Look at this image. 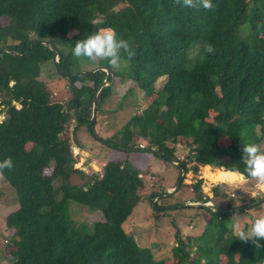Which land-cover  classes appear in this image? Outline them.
Masks as SVG:
<instances>
[{"label":"trees","instance_id":"trees-1","mask_svg":"<svg viewBox=\"0 0 264 264\" xmlns=\"http://www.w3.org/2000/svg\"><path fill=\"white\" fill-rule=\"evenodd\" d=\"M140 1L131 6L125 0H0V17L8 19L0 26V161H12L10 168L0 169V176L18 203L5 221L13 231L11 264H165L138 246L123 227L142 199L152 204L149 197L155 192L141 195V170L118 157L116 151L127 152L115 147L169 159L180 175L173 163L193 174L209 162L240 164L239 141H264V0H212L210 9L200 7L199 0H193V7L183 0ZM104 27L128 42L121 56L130 71L124 74L98 59L97 66L107 67L110 74L97 95V110L109 97L113 78L133 82L148 97L156 81L165 77L154 105L133 114L115 142L95 132L96 120L93 132L87 128L93 95L106 72L74 73L68 63L75 40ZM38 40L58 51L59 69L68 74L66 102L51 101L38 79L43 64H54L53 51L48 45L35 46ZM155 115L163 117L162 126L153 122ZM82 130L101 144L106 156L99 171L78 185L70 182L71 176L85 174L75 168L79 154H73L71 143L85 148L77 141ZM225 137L228 146L221 144ZM179 146L189 152L178 162ZM260 147L264 150V143ZM224 156H230L227 163ZM43 167H52V172L43 174ZM190 187L200 193L201 180ZM213 193V202L223 199L215 188ZM263 198L231 206L226 197L224 209ZM68 203L98 211L102 220L88 231L70 220ZM261 204L250 209L261 210ZM203 207L210 219L201 234L185 239L176 235V264H222L221 256L228 257L227 264H264V247L238 241L231 233L225 222L231 212ZM191 251L201 259H193Z\"/></svg>","mask_w":264,"mask_h":264},{"label":"rangeland","instance_id":"rangeland-1","mask_svg":"<svg viewBox=\"0 0 264 264\" xmlns=\"http://www.w3.org/2000/svg\"><path fill=\"white\" fill-rule=\"evenodd\" d=\"M125 1L131 6L141 5L140 0ZM7 23L8 19L6 17H0V26L6 25ZM102 61L107 62L106 60ZM68 63L74 70V73H82L89 72L97 67L99 60L97 59L94 62L87 59L77 60L71 55ZM53 65L51 61L43 64L40 68L38 79L49 91L51 101L56 103L66 102L70 98V94L67 92L66 88L68 84L67 78L58 74L56 68H53ZM120 68L124 74L130 71V65L125 62ZM164 82L165 77L159 78L155 83L153 94L144 97L141 94V90L138 89L133 82L121 80L117 77L113 78L110 82L111 93L109 97L102 102L96 112L95 132L98 133L100 137L115 142L119 138L118 135L123 126L133 114L141 112L148 106L152 107L154 105L156 95L162 88ZM152 110L156 112L157 108L154 107ZM153 122L158 126H162L163 117L155 115ZM73 127L74 123L72 122L67 127V132L70 137ZM255 131L259 133V127H257ZM77 139L86 149H77L78 147L74 141H72L73 154H79V158L76 157L75 168L81 170L85 174V177L82 178L74 174L71 176L70 182L80 185L88 176L92 175L93 171H99L102 166L100 159H103V157L105 158L106 151L99 142L94 140L93 137L84 130L79 131ZM263 143L264 141H261L260 145H263ZM140 144L145 145V141H140ZM221 144L223 146H228L230 141L225 137ZM30 147L31 144L28 143L26 148ZM178 150V155L182 156L176 160L179 162L185 158L189 150L184 149L182 146H179ZM99 153L101 155H99L98 158H88L89 155H97ZM115 153L118 154V157L138 166L141 170V178L144 185L140 191L141 195H149L155 192L156 196L165 193L168 189L171 191L169 195L159 196L160 198H157L158 200L156 199V206L158 209H155L148 200L142 199L135 208L133 214L123 224L125 231L132 236L138 246L148 248L156 259L165 260V264H176V259L172 254V248L176 246L177 234L183 239L187 236L196 237L201 234L208 219H210V217L205 214L206 209L203 205H215L217 207H223L224 209L227 201L229 205L237 206L253 198L250 196V193L252 191L251 185L255 183L254 180L247 181L244 186L238 189H231L224 185H213L208 182L207 178L203 175L202 169L204 166H202L199 167L197 174H193L190 170L185 173L183 182L178 186L180 175L178 169L170 164L171 161L169 159H160L158 156L147 151L133 150L126 154L116 151ZM229 159L230 156H224L222 157V162L227 163ZM191 165L192 164H188L187 167L189 168ZM42 172L43 174H50L52 172V167H43ZM197 180H201L200 193H195L190 187V185L196 183ZM151 186H153V188ZM206 188L207 190H205ZM214 188L219 195H224L223 199L221 201L215 200V204L212 200L211 204H202V201H208L209 198L214 199L216 196L213 193ZM173 189L175 190L173 191ZM233 192L237 196L234 197L232 195ZM219 195H217V197H219ZM226 197L228 198L227 201L225 200ZM256 202L252 204L257 205L258 203ZM181 205H184V207ZM17 207L18 203L15 191L8 185L2 176H0V264H11L10 251L12 247L10 237L13 231L6 228L5 221L7 215L15 211ZM260 208L261 210L255 208H249L248 211L239 210L238 212L241 214L240 223H247L245 219L247 216L264 215V203L263 205L261 204ZM68 212L71 221H74L76 224H82L88 231L91 230L95 222L102 220L100 212L88 211L86 208L75 203H68ZM236 213L237 212H231L230 216L225 217V222L228 223V227ZM191 254L193 259H201L199 254H195L192 251ZM234 258L237 259V256ZM220 259L222 264L229 263V259L226 256H221Z\"/></svg>","mask_w":264,"mask_h":264},{"label":"clouds","instance_id":"clouds-1","mask_svg":"<svg viewBox=\"0 0 264 264\" xmlns=\"http://www.w3.org/2000/svg\"><path fill=\"white\" fill-rule=\"evenodd\" d=\"M183 4L193 7V0H183ZM199 6L203 9L212 7V0H199ZM128 42L118 36L111 27L96 29L87 32L81 38L75 40L71 47V55L77 60L87 59L89 61L107 60L113 68H120L124 61L121 52H127ZM212 52L211 46L206 49ZM241 150L240 164L221 166L209 162L202 169L207 181L213 185H224L231 189H238L249 180H254L251 185V197H264V150L256 142L244 137L238 142ZM12 161L5 158L0 161V169L10 168ZM207 190V188L205 189ZM232 195L235 197V193ZM205 204H211L208 200ZM241 214H234L230 222L231 233L238 241L247 242L256 248L264 247V215L247 216V223H240Z\"/></svg>","mask_w":264,"mask_h":264},{"label":"water","instance_id":"water-1","mask_svg":"<svg viewBox=\"0 0 264 264\" xmlns=\"http://www.w3.org/2000/svg\"><path fill=\"white\" fill-rule=\"evenodd\" d=\"M34 45L35 46H37V45H48V47L53 51L52 61L54 62V65H55L56 70L62 76L68 77V74H65V73H63V72L60 71V69H59V61H58V51L54 48V46L51 43H46L43 40H38ZM30 48H33V45L30 46ZM10 53L12 55L19 56V54H15L13 51H10ZM96 70H103V71H105L106 72V77L103 80V82L101 83V85L97 88V90L95 91V93L93 95V98H92V113H91L90 123H89V125L87 127L89 132H93L92 127H93V123L95 121V116H96V112H97V95H98L99 91L103 87H105L107 85V81H108L109 74H110L109 69L107 67H105V66H97V67L93 68L91 71H89V73H92V72H94ZM93 135H94V137L96 139H100L99 136H97L96 134H93ZM115 148H117L118 150H121V151H125V152H129V151L136 150V149H130V148H121V147H115ZM174 165H176L180 169V171H181V174H180V177H179V181H178V186H180V184L182 183L183 178H184L185 168L183 166L179 165L178 163H174ZM174 190L175 189H173V191ZM170 193H171V191L167 190L165 193L156 195L154 198H152V197L149 198L151 200V202H152V205L155 207V209H158V207L156 206V199L157 198H160L159 196H167ZM263 201H264V198L263 199H260L256 203H261ZM181 206H184V205H181ZM181 206H179V207H181ZM252 206H254V205L251 204V205H246V206H242V207L235 208V209H229V210L222 209V208L217 207L215 205H208L207 207H209L210 209H212L215 212L224 213L226 211L227 212H238L239 210H247L248 208H250ZM159 209H162V208H159Z\"/></svg>","mask_w":264,"mask_h":264},{"label":"built area","instance_id":"built-area-1","mask_svg":"<svg viewBox=\"0 0 264 264\" xmlns=\"http://www.w3.org/2000/svg\"><path fill=\"white\" fill-rule=\"evenodd\" d=\"M139 147H140V148H143V147H144V145H143V144H141Z\"/></svg>","mask_w":264,"mask_h":264},{"label":"crops","instance_id":"crops-1","mask_svg":"<svg viewBox=\"0 0 264 264\" xmlns=\"http://www.w3.org/2000/svg\"><path fill=\"white\" fill-rule=\"evenodd\" d=\"M140 145H141V144H140ZM140 145H139V146H140ZM168 190H169V189H168Z\"/></svg>","mask_w":264,"mask_h":264}]
</instances>
